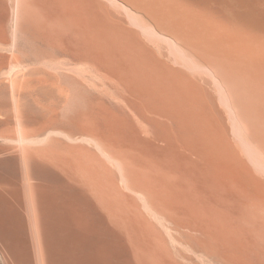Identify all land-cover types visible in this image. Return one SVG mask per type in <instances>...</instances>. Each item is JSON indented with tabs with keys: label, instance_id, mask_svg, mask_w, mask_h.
Here are the masks:
<instances>
[{
	"label": "bare ground",
	"instance_id": "6f19581e",
	"mask_svg": "<svg viewBox=\"0 0 264 264\" xmlns=\"http://www.w3.org/2000/svg\"><path fill=\"white\" fill-rule=\"evenodd\" d=\"M0 108L1 264H264V0H0Z\"/></svg>",
	"mask_w": 264,
	"mask_h": 264
},
{
	"label": "rangeland",
	"instance_id": "374dc122",
	"mask_svg": "<svg viewBox=\"0 0 264 264\" xmlns=\"http://www.w3.org/2000/svg\"><path fill=\"white\" fill-rule=\"evenodd\" d=\"M12 98L9 96V95H6L5 97H4V102H5V105L6 106H9V107H11V105H12V100H11ZM7 108H5V109H2V108H0V121L2 122V123H0V137H2L1 136V132L3 131V130H6L9 126L8 125H6V123H5V120H6V112H5V110H6ZM3 110V111H2ZM8 110V109H7ZM2 111V112H1ZM5 115V116H4ZM4 125V126H3ZM2 127H4V128H2ZM10 127H12V125L10 126ZM2 128V129H1ZM13 133H15L14 131H13ZM12 133V134H13ZM12 137V136H11ZM13 138V137H12ZM16 138V139H15ZM9 144V145H8ZM24 143H22L21 144V142L19 141L18 142V139H17V136H15L14 138H13V140L11 139L10 141H6V139H4V138H0V184L2 183V181L4 180V179H6V177H9V175L11 174H13V173H17L18 172V170H20V166L19 165H17L18 163H19V160H18V157H17V154H16V152L18 151H21L22 150V148L23 147H26V146H29V147H31V148H37V146L36 145H31V144H24ZM16 146V147H15ZM23 146V147H22ZM5 147V148H4ZM10 148H11V150H10ZM7 149H9L8 151H6ZM15 149V150H14ZM4 153H3V152ZM15 151V152H14ZM2 153V154H1ZM9 155V156H8ZM17 158H16V157ZM10 158V159H9ZM11 159H14V162H12L11 163ZM17 163V164H16ZM14 165V166H13ZM10 166H11V168H10ZM18 167V168H17ZM13 169V170H12ZM16 169V170H15ZM15 170V171H14ZM10 171V174L8 173ZM14 171V172H13ZM11 172H13V173H11ZM19 173V172H18ZM20 174V173H19ZM1 175H2V177H1ZM8 175V176H7ZM10 175V176H11ZM0 264H1V262H0Z\"/></svg>",
	"mask_w": 264,
	"mask_h": 264
}]
</instances>
